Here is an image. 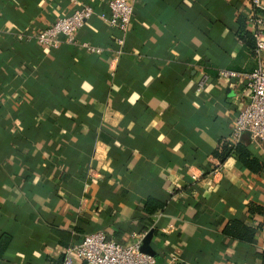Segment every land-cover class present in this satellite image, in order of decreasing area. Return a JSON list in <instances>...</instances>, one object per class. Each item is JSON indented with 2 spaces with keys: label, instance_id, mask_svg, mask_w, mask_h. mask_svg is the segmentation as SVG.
Masks as SVG:
<instances>
[{
  "label": "crops",
  "instance_id": "obj_1",
  "mask_svg": "<svg viewBox=\"0 0 264 264\" xmlns=\"http://www.w3.org/2000/svg\"><path fill=\"white\" fill-rule=\"evenodd\" d=\"M82 1L107 11L106 0H0V264H58L94 229L139 249L149 231L156 263L264 264V144L247 130L236 140L255 170L214 153L248 89L217 68L256 61L234 30L250 0H133L124 31L91 14L74 43L36 42ZM199 69L208 81L195 89ZM230 218L248 238L222 229Z\"/></svg>",
  "mask_w": 264,
  "mask_h": 264
},
{
  "label": "built area",
  "instance_id": "obj_2",
  "mask_svg": "<svg viewBox=\"0 0 264 264\" xmlns=\"http://www.w3.org/2000/svg\"><path fill=\"white\" fill-rule=\"evenodd\" d=\"M133 0H106L107 11L94 10L86 2H77L65 13L58 14L50 23L40 27L33 34L37 43L47 47H55L61 41L75 42V31L91 14H96L109 25L116 26L124 31L132 21ZM250 6L245 20L251 30L253 43L252 52L255 56V65L249 72H240L223 67L217 68L219 75L233 77L242 74L245 76L247 99L241 101L237 111L231 119L227 141L234 143L241 131L247 130L250 136L264 144V11L257 7L258 0H250ZM117 40L120 42L121 37ZM93 49V46L87 45ZM194 81V88L201 89L208 81V73L199 69ZM191 177L194 174L191 173ZM65 252L58 264H69V253L86 260L87 264H171L173 256L163 262L156 263L151 254L139 249L138 240L117 242L105 235L102 229L85 232L76 242L64 247Z\"/></svg>",
  "mask_w": 264,
  "mask_h": 264
},
{
  "label": "trees",
  "instance_id": "obj_3",
  "mask_svg": "<svg viewBox=\"0 0 264 264\" xmlns=\"http://www.w3.org/2000/svg\"><path fill=\"white\" fill-rule=\"evenodd\" d=\"M236 20H237V25L234 29L236 35L239 38L243 39L249 45V49L252 51L251 47L253 43V38H252L251 30H249L248 25L246 24L245 16L237 15ZM230 150H234L239 160L246 166H249L251 169L255 170L260 167L257 158L255 156L253 157L252 155H250L249 151L242 145L238 144L237 141H235L234 143H230L225 140L224 142L221 143L220 149L219 148L217 150L215 149L214 153L218 157H222L223 155L227 154V152H229ZM252 208L256 209L257 207H255V205H249L248 209H252ZM223 225L224 226L222 229L224 231L230 232L236 236L238 235L242 238H248L247 234H249L250 230L246 225H243L238 218H230L226 220ZM6 238L7 237L5 235H2L0 237L1 245L5 243ZM263 258H264V253H263ZM171 264H188V263L183 260H179V261L175 260Z\"/></svg>",
  "mask_w": 264,
  "mask_h": 264
},
{
  "label": "water",
  "instance_id": "obj_4",
  "mask_svg": "<svg viewBox=\"0 0 264 264\" xmlns=\"http://www.w3.org/2000/svg\"><path fill=\"white\" fill-rule=\"evenodd\" d=\"M148 235H149V231H147V232L144 234V236L141 238L142 242H141V244H140V247H141L142 250H145V251L151 252L150 249H149V247H147V245L143 243V241H146V240H147Z\"/></svg>",
  "mask_w": 264,
  "mask_h": 264
}]
</instances>
